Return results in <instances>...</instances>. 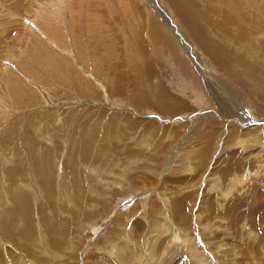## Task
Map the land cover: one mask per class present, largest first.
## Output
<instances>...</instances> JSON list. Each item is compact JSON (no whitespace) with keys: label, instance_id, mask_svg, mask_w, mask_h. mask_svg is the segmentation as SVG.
I'll list each match as a JSON object with an SVG mask.
<instances>
[{"label":"rangeland","instance_id":"1","mask_svg":"<svg viewBox=\"0 0 264 264\" xmlns=\"http://www.w3.org/2000/svg\"><path fill=\"white\" fill-rule=\"evenodd\" d=\"M188 3L0 0V264H264V0Z\"/></svg>","mask_w":264,"mask_h":264},{"label":"bare ground","instance_id":"2","mask_svg":"<svg viewBox=\"0 0 264 264\" xmlns=\"http://www.w3.org/2000/svg\"><path fill=\"white\" fill-rule=\"evenodd\" d=\"M187 0H174L175 5L177 7V10L179 11L178 13L182 16V20L185 19V21L188 23L189 26L193 27L194 30H196L198 27V22L203 18V13L201 14L199 12V10H197V8H195L196 6H194L193 8H190L189 4H186ZM185 3V5H184ZM189 6L188 9H186V7ZM197 25V27H196ZM203 32H201L200 38H201V42L203 44L201 45H208V48H212L213 50H215L216 46H214V44L211 45V43H209V38H207V36H203ZM200 40V39H199ZM221 49V48H220ZM158 96V95H157ZM160 100L163 101L162 103L158 104L159 105V110L162 111H166V112H171L173 110H178L179 107H183V102L181 101H171L169 102L168 99L170 100V97H167V95L163 92H161L159 94ZM148 101V100H147ZM148 103H150V101H148ZM159 103V101H158ZM158 109V108H157ZM21 199L25 200L26 202L27 197L26 196H22ZM22 205V203H21ZM27 218V217H26ZM27 220V219H26ZM6 223V220H3V224ZM18 260V259H17Z\"/></svg>","mask_w":264,"mask_h":264}]
</instances>
